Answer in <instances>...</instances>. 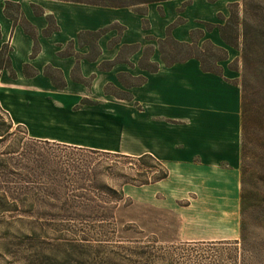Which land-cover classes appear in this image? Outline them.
I'll return each instance as SVG.
<instances>
[{
	"label": "rangeland",
	"instance_id": "374dc122",
	"mask_svg": "<svg viewBox=\"0 0 264 264\" xmlns=\"http://www.w3.org/2000/svg\"><path fill=\"white\" fill-rule=\"evenodd\" d=\"M248 1L254 69L247 77L256 119L239 162L196 168L165 162L167 179L125 183L137 169L147 172L153 165L151 158L132 162L114 154L139 149V115L132 111H140L139 103L67 108L46 116L70 139L114 150L109 156L45 143L31 137L26 126L14 125L10 132L15 133L0 139L5 165L0 166V207L6 206L0 210V264H264V0ZM230 3H239L243 21L245 0L229 2L226 16ZM243 43L241 37L238 48L223 44L229 53L223 65L241 88L247 69ZM0 123L9 124L5 118ZM43 158L50 164L34 161ZM88 166L94 176L85 174L91 172ZM223 166L237 170L233 180L223 177ZM66 172L79 183H67Z\"/></svg>",
	"mask_w": 264,
	"mask_h": 264
},
{
	"label": "crops",
	"instance_id": "0c3cea01",
	"mask_svg": "<svg viewBox=\"0 0 264 264\" xmlns=\"http://www.w3.org/2000/svg\"><path fill=\"white\" fill-rule=\"evenodd\" d=\"M185 1L151 2L145 5L148 12L145 15L127 6L69 0H0V51L5 45L10 46L9 57L16 72L14 77L9 69L0 68L1 106L9 112L14 124L26 126L34 139L114 152L99 142L70 139L60 132L63 126L55 125L56 120L46 116L67 113V108L112 107L117 102L128 108L139 103L140 111L132 109L135 118L139 115V149L126 147L121 154H152L166 163L190 162L195 168L202 164L238 163L242 145V88L228 75L223 65L226 59L219 62L223 68L221 75L203 70L197 58L167 66L158 43L149 39L164 38L168 26L183 18L172 31L176 39L192 41V30L200 28L205 31L204 39L224 47L218 28L209 31L205 22L219 23V13L226 15L228 3L234 0H191L184 6ZM221 1L223 4L219 5ZM9 2L20 8L17 21L7 13ZM37 8L44 13H37ZM48 16H53L57 25L49 34L46 33L50 27ZM21 17L37 30L36 53V40L24 28ZM145 20L149 21L148 25ZM109 26L98 41L99 54L89 58L95 53L89 44L81 43L79 34ZM137 43L142 45L139 51L125 54L131 64L116 62L124 45ZM148 45L155 47L152 61L160 64L154 72L139 66ZM108 63L113 65L102 67ZM26 65L37 73L26 75ZM47 66L61 71L67 83L65 88L57 87L46 75ZM122 73L144 75L147 81L128 89L120 81ZM108 84L130 91L134 99L106 93ZM83 99L93 103L83 104ZM234 171L237 173L236 169L223 166V177L233 180ZM223 185L226 186L225 181Z\"/></svg>",
	"mask_w": 264,
	"mask_h": 264
},
{
	"label": "trees",
	"instance_id": "16d2710c",
	"mask_svg": "<svg viewBox=\"0 0 264 264\" xmlns=\"http://www.w3.org/2000/svg\"><path fill=\"white\" fill-rule=\"evenodd\" d=\"M69 1H75V2H83L88 4H95V5H104V6H115V7H132L136 11L147 14V9L145 5L151 3V2H159L164 0H130L131 2L123 1V0H69ZM189 3H185L184 6L188 5ZM244 15H243V21H241L240 17V5L239 3H230L229 4V16H226L223 12L219 13V18L224 21V23H214V22H205V26L207 30L211 31L215 28H218L220 31V34L225 41L226 44L238 48L240 46V39L243 38V58L246 62V72L244 73L243 77V84H242V146L243 149L247 147L250 141H252V135L255 128V119H256V102L255 98L253 96V91L251 84L248 80L247 74L248 72H252L254 69V64L251 61L250 56V49L252 47V44H250V32L248 31L247 27L248 24L246 22V19L248 17V12L251 7V3L248 0H245L244 3ZM7 13L11 15L15 21L20 19V8L17 7L15 3H8L6 7ZM37 13H44V11L40 8L36 9ZM19 14V15H18ZM50 20V27L46 30V33H51L54 29L57 28V25L55 23V19L53 16H48ZM181 18L177 19L175 22L171 23L168 26L167 29V35L164 38H156L151 36L149 39H155L158 42L162 59L164 63L167 66L174 65L178 62H184L186 60H189L191 58H197L201 61L202 68L205 71L214 72L216 74H223V68L219 64L220 61L228 59L229 53L228 50L224 47H221L219 45H216L212 40L210 39H204L205 37V31L203 29L197 28L192 30V41H180L176 39L172 33L173 29L177 27L182 22L180 21ZM21 22L26 29L27 32H29L36 40L35 44V53L39 50V42L37 39V30L33 27V25L26 20L24 17H21ZM149 21L145 20V25H148ZM243 26V27H242ZM110 29L109 27H105L103 29L97 30V31H82L79 34V39L81 43L89 44L95 53V55H90L89 58L93 59L96 57V55L100 52L99 47V39L100 37ZM70 45H73V42H71ZM142 48V45L137 43L133 45H124L122 47L121 53L119 57H117L116 62L119 61H126L131 64L130 60L125 57V54H131L139 51ZM9 51L10 46L7 44L3 47V49L0 51V68H7L10 70L11 75L14 77L16 76V72L13 69L11 65V59L9 57ZM155 47L153 45H148L144 48V54L140 59L139 66L142 69H146L149 71H157L160 68V64L158 62L152 61V56L154 55ZM113 64L108 63L107 65H103V68L111 67ZM77 71L79 70V65L77 66ZM25 73L28 76L35 75L37 73V70L30 69L29 65L25 66ZM46 75L50 76L55 83V85L59 88H65L67 83L65 78L63 77L61 71L59 72L57 69H55L52 66H47L45 69ZM59 73V74H58ZM120 81L126 88H131L136 85H142L147 81V77L144 75L134 76L131 73H122L119 76ZM77 79L80 81H85L82 77L77 76ZM106 93L115 95L118 98L130 100L132 101L134 99L133 94L128 91L121 89L117 87L114 84H108L105 88ZM82 103H93L89 99H83ZM8 121L9 124L3 123V125H6V130H2V126L0 123V136L1 140L6 139L9 136H12L15 132H10L13 126L15 125L11 115L9 112H7L0 104V119H4ZM18 127H21L22 125H17ZM45 143H51L50 141H44ZM69 146V145H67ZM71 147V146H70ZM79 151H88L91 153H98V154H106L111 155L113 152L110 151H102L97 149H89V148H82V147H75ZM68 148V147H67ZM12 153H17L19 151H9ZM119 157L126 158L128 160H136V161H142L145 158H151L153 161L152 170L145 171L141 169H137V173L131 180L126 181L125 183H138L139 185H145V184H152L160 182L170 175V169L168 166L157 158L156 156L152 154H144V155H127V154H121V153H115ZM42 156V155H41ZM35 162L37 164H50V160L43 158V159H35ZM66 163V161L64 162ZM0 166H5L4 163H0ZM18 168L26 169V164L24 166H17ZM77 168V166L75 167ZM79 168V166H78ZM112 168V165H108L107 171L110 172ZM67 169V168H66ZM91 170V172H85L86 175L94 176V173L92 172V167L88 166L86 168V171ZM83 171V170H81ZM151 173V174H150ZM83 174V175H85ZM69 173L66 172V177H64V180L68 183H79L73 180V178L69 177ZM89 178V177H88ZM88 180H92L89 178ZM81 184V183H80ZM85 185V184H81ZM125 196L124 190L121 192V198ZM6 198V197H4ZM1 198V199H4ZM245 200V193L242 194V201L244 204ZM5 201V200H4ZM244 206V205H243ZM6 206H1V209H5ZM57 264H71L69 262H60L58 261Z\"/></svg>",
	"mask_w": 264,
	"mask_h": 264
}]
</instances>
